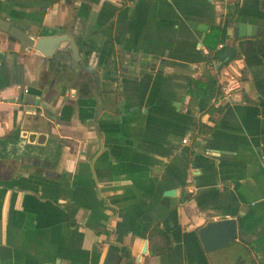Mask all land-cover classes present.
Listing matches in <instances>:
<instances>
[{"label": "crops", "instance_id": "obj_1", "mask_svg": "<svg viewBox=\"0 0 264 264\" xmlns=\"http://www.w3.org/2000/svg\"><path fill=\"white\" fill-rule=\"evenodd\" d=\"M232 3L260 31L226 34L236 56L207 66ZM0 16L79 50L0 31V264H264V0H0ZM222 218L234 235L205 250L198 228Z\"/></svg>", "mask_w": 264, "mask_h": 264}, {"label": "water", "instance_id": "obj_2", "mask_svg": "<svg viewBox=\"0 0 264 264\" xmlns=\"http://www.w3.org/2000/svg\"><path fill=\"white\" fill-rule=\"evenodd\" d=\"M191 23L193 24V22ZM197 26H199V24H197ZM201 27L205 28V25L201 24ZM0 31L5 32L10 38L21 42L26 47H32L40 51L45 56H52L55 49H57V44L61 41L67 40L71 58H73L74 63L79 62V59L77 58L79 52L78 45L71 35L62 33L50 36H37L33 38L18 25L2 16H0ZM259 31L260 27L257 24L240 22L238 20H233L231 25L226 28L227 36L232 38L253 35ZM124 57L119 59L120 67L124 68L127 73L133 74L135 71L134 69L140 63L139 60L136 59L135 55L130 56L128 60ZM228 57L229 53L227 52H222L220 55V58L226 59ZM137 68L136 71H138ZM162 193L171 195L174 193V189L168 188L163 190ZM197 234L205 250L222 246L227 243L229 237L234 235L232 221L227 218L207 221L198 228ZM144 249L145 244H143L141 252H143Z\"/></svg>", "mask_w": 264, "mask_h": 264}, {"label": "trees", "instance_id": "obj_3", "mask_svg": "<svg viewBox=\"0 0 264 264\" xmlns=\"http://www.w3.org/2000/svg\"><path fill=\"white\" fill-rule=\"evenodd\" d=\"M236 3L227 4L226 9L223 12V18L221 24H214L211 25V27L208 29V31L205 33L203 37V45L207 49V52L203 54V60L208 65H210L211 60H219L220 63H224L227 61V59L232 58L236 56V52L232 51V46H228L227 42L225 41L228 37L226 36V28L231 25L233 14L236 9ZM262 38L264 39V33L261 32ZM221 43L220 47H216L217 43ZM222 52L229 53V57L224 59L220 58V55ZM216 96L220 94V91L218 89V86L215 83L214 87ZM211 127H208L204 125L201 122L197 123V131L201 132H207L209 131ZM181 200L184 199L186 195H182ZM156 232L159 233L160 237L163 241V245L160 246L159 250L157 251H163L169 246V238L167 237L166 232H164L161 229H157Z\"/></svg>", "mask_w": 264, "mask_h": 264}, {"label": "built area", "instance_id": "obj_4", "mask_svg": "<svg viewBox=\"0 0 264 264\" xmlns=\"http://www.w3.org/2000/svg\"><path fill=\"white\" fill-rule=\"evenodd\" d=\"M218 47L221 46V43L217 44ZM204 53L207 52V49L203 50ZM220 64L219 60H211V65L213 64ZM220 71H218L217 73V77L215 80L216 85L218 86V89L220 91V94L224 97H228L230 94V91L237 85V77L236 76H232V75H227L226 72L224 73H219ZM226 75L228 77L222 78L221 76ZM23 91H26V88H23ZM183 142L186 141V137H183L181 139Z\"/></svg>", "mask_w": 264, "mask_h": 264}]
</instances>
